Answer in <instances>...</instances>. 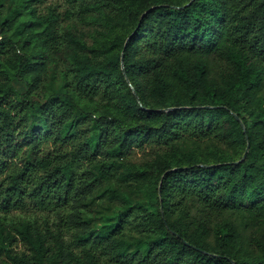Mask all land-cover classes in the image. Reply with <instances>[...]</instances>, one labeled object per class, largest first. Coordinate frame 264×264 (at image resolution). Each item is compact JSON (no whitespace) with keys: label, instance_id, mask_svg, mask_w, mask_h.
I'll return each instance as SVG.
<instances>
[{"label":"trees","instance_id":"1","mask_svg":"<svg viewBox=\"0 0 264 264\" xmlns=\"http://www.w3.org/2000/svg\"><path fill=\"white\" fill-rule=\"evenodd\" d=\"M10 1L0 22V213L66 211L103 186L125 207L75 234L78 255L58 242L51 253L29 223L18 232L30 256L6 255L99 264L90 247L107 246L126 263L264 264V0H79L90 42L70 29L59 37L52 10L35 13L44 0ZM147 144L164 151L126 163ZM115 177L141 186L145 202L130 204ZM230 216L253 227L246 241ZM132 218L145 235L128 241Z\"/></svg>","mask_w":264,"mask_h":264},{"label":"rangeland","instance_id":"2","mask_svg":"<svg viewBox=\"0 0 264 264\" xmlns=\"http://www.w3.org/2000/svg\"><path fill=\"white\" fill-rule=\"evenodd\" d=\"M13 2L8 0L5 6L0 9V22L5 19L10 9L13 7ZM35 13L41 17L48 14L52 10L54 16L57 18L58 31L57 35L63 38L66 30H71L75 35L87 39L90 42L89 34L93 33L94 28L89 26L86 22V11L82 7L79 0H44L40 4L34 5ZM61 65L50 67L49 75L58 73ZM58 83V80H56ZM24 92V87L18 85ZM191 141H188L190 144ZM164 148L156 144H147L140 148L130 149L125 157L126 163L136 166H145L156 160L158 155L162 154ZM88 168V163H80L74 167L75 173H82L84 169ZM118 193L125 197L130 204L144 203L145 196L143 188L132 181L121 182L117 177L109 182ZM104 187L94 191L91 195L79 199L72 208L60 212H39L34 209H23L11 211L7 214L0 213V264H24L19 260L12 261L5 253V250L11 252V256L15 259H20L22 256L29 257V245L25 239L19 234L18 230L22 224L29 223L34 231L41 232L47 239V245L52 247L51 253L58 243L64 247L69 246L74 254L78 255L79 248L75 245L74 236L85 229H97L104 217L109 216L117 211L122 210L125 203L121 198L110 199L108 196L102 194ZM142 212H137L141 215ZM193 217H199L197 210H192ZM61 219L63 221L61 222ZM230 220L237 226L239 232L246 241L250 230L253 228L245 227L243 219L239 216H230ZM84 224L89 226L85 228ZM145 225L141 220L132 218L129 224L123 230V237L128 241L141 238L145 235ZM58 242V243H57ZM92 246V244H90ZM89 245V246H90ZM93 249L99 258V264H135L126 263L112 253L107 246L104 247H90Z\"/></svg>","mask_w":264,"mask_h":264},{"label":"water","instance_id":"3","mask_svg":"<svg viewBox=\"0 0 264 264\" xmlns=\"http://www.w3.org/2000/svg\"><path fill=\"white\" fill-rule=\"evenodd\" d=\"M235 119H236L237 121H239V119H238L236 116H235ZM248 148H249V145H247V147H246V150H245V153H244V155H243L242 160L245 159L246 154H247V152H248ZM235 164H238V162H236ZM186 245H188V244H186ZM231 264H234V262L231 261Z\"/></svg>","mask_w":264,"mask_h":264}]
</instances>
